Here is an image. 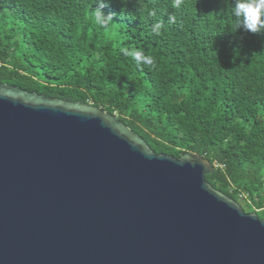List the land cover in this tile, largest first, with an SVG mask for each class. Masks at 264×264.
Instances as JSON below:
<instances>
[{"label": "water", "instance_id": "water-1", "mask_svg": "<svg viewBox=\"0 0 264 264\" xmlns=\"http://www.w3.org/2000/svg\"><path fill=\"white\" fill-rule=\"evenodd\" d=\"M117 114L0 82V264H264V219Z\"/></svg>", "mask_w": 264, "mask_h": 264}, {"label": "trees", "instance_id": "trees-1", "mask_svg": "<svg viewBox=\"0 0 264 264\" xmlns=\"http://www.w3.org/2000/svg\"><path fill=\"white\" fill-rule=\"evenodd\" d=\"M97 6L0 0V82L102 107L157 154L217 163L210 184L264 219V32L235 31L229 0H112L107 28Z\"/></svg>", "mask_w": 264, "mask_h": 264}, {"label": "clouds", "instance_id": "clouds-1", "mask_svg": "<svg viewBox=\"0 0 264 264\" xmlns=\"http://www.w3.org/2000/svg\"><path fill=\"white\" fill-rule=\"evenodd\" d=\"M112 0H95V4L98 5L94 10L95 22L103 27L107 28L110 24L114 23L113 13H105L103 9L111 4ZM181 0H173V7H179ZM230 11L235 18V31L243 29L251 33L264 32V0H229ZM152 15H155L153 12ZM169 23H175V15L169 16ZM162 24L157 22L152 28V32L155 35L160 34ZM122 54L125 57H130L135 61L138 67L143 65L152 66L154 64L153 57L146 55L143 50L123 48Z\"/></svg>", "mask_w": 264, "mask_h": 264}, {"label": "built area", "instance_id": "built-area-1", "mask_svg": "<svg viewBox=\"0 0 264 264\" xmlns=\"http://www.w3.org/2000/svg\"><path fill=\"white\" fill-rule=\"evenodd\" d=\"M215 166H216V167H219V165H218L217 163L215 164ZM240 196H241L242 198H247V195L244 194V193H242Z\"/></svg>", "mask_w": 264, "mask_h": 264}, {"label": "rangeland", "instance_id": "rangeland-1", "mask_svg": "<svg viewBox=\"0 0 264 264\" xmlns=\"http://www.w3.org/2000/svg\"><path fill=\"white\" fill-rule=\"evenodd\" d=\"M238 201H239L238 203H241V204H243V205H244V203H245V202L243 201V199H241V198H238Z\"/></svg>", "mask_w": 264, "mask_h": 264}]
</instances>
